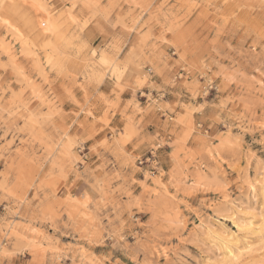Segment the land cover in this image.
I'll list each match as a JSON object with an SVG mask.
<instances>
[{
    "label": "rangeland",
    "instance_id": "rangeland-1",
    "mask_svg": "<svg viewBox=\"0 0 264 264\" xmlns=\"http://www.w3.org/2000/svg\"><path fill=\"white\" fill-rule=\"evenodd\" d=\"M0 264H264V0H0Z\"/></svg>",
    "mask_w": 264,
    "mask_h": 264
},
{
    "label": "crops",
    "instance_id": "crops-1",
    "mask_svg": "<svg viewBox=\"0 0 264 264\" xmlns=\"http://www.w3.org/2000/svg\"><path fill=\"white\" fill-rule=\"evenodd\" d=\"M112 84L113 83H110V82H106V84H105V86L103 87V89L101 88L102 86H100L98 89L100 90L101 89V91H103V92H105V93H108L109 91H110V89L112 88ZM76 95H78L77 96V98H78V100H80L81 101V103L83 104V101H82V99H81V94H79L78 92L76 93ZM128 99L123 95V98H122V100H121V102H120V104H119V106H118V111H117V113L112 117V119H121V117H120V110L121 109H123L124 108V106H125V102L127 101ZM92 103H93V108H92V115L94 116V118H98L100 115H101V113H102V111H103V109L105 108V105L102 103V102H99V101H96V102H94V101H92ZM63 107H72V108H74V109H76V106L75 105H71L70 103H64L63 104ZM141 108H142V106H141ZM132 113V108L131 107H128L127 108V110H126V114H131ZM135 118L134 119H139V118H141L142 119V115H140V114H135V116H134ZM80 118H82V119H84L85 118V116H81L80 115ZM86 119H90V118H86ZM99 139V137H97V140ZM127 149L129 150V149H131V146H127ZM140 151L142 152V147L140 148Z\"/></svg>",
    "mask_w": 264,
    "mask_h": 264
},
{
    "label": "built area",
    "instance_id": "built-area-1",
    "mask_svg": "<svg viewBox=\"0 0 264 264\" xmlns=\"http://www.w3.org/2000/svg\"><path fill=\"white\" fill-rule=\"evenodd\" d=\"M146 160H148V159H146ZM146 160H145V161H146ZM145 161H144V162H145ZM142 164H143V161H139V165L142 166ZM151 173H152V172H151Z\"/></svg>",
    "mask_w": 264,
    "mask_h": 264
},
{
    "label": "bare ground",
    "instance_id": "bare-ground-1",
    "mask_svg": "<svg viewBox=\"0 0 264 264\" xmlns=\"http://www.w3.org/2000/svg\"><path fill=\"white\" fill-rule=\"evenodd\" d=\"M51 20V19H50ZM51 25V24H50ZM52 26H54L55 28H56V26H57V22H56V26H55V24L53 23V25ZM53 28V27H52Z\"/></svg>",
    "mask_w": 264,
    "mask_h": 264
},
{
    "label": "snow or ice",
    "instance_id": "snow-or-ice-1",
    "mask_svg": "<svg viewBox=\"0 0 264 264\" xmlns=\"http://www.w3.org/2000/svg\"><path fill=\"white\" fill-rule=\"evenodd\" d=\"M103 62V61H102Z\"/></svg>",
    "mask_w": 264,
    "mask_h": 264
}]
</instances>
